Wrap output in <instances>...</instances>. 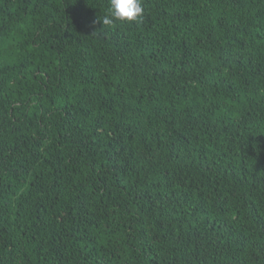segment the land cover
<instances>
[{"label":"trees","instance_id":"16d2710c","mask_svg":"<svg viewBox=\"0 0 264 264\" xmlns=\"http://www.w3.org/2000/svg\"><path fill=\"white\" fill-rule=\"evenodd\" d=\"M109 2L0 0V264H264V0Z\"/></svg>","mask_w":264,"mask_h":264},{"label":"clouds","instance_id":"9594fccd","mask_svg":"<svg viewBox=\"0 0 264 264\" xmlns=\"http://www.w3.org/2000/svg\"><path fill=\"white\" fill-rule=\"evenodd\" d=\"M143 14V0H110L103 17H98L94 23H102L103 26H115L117 23L138 25L143 20Z\"/></svg>","mask_w":264,"mask_h":264}]
</instances>
